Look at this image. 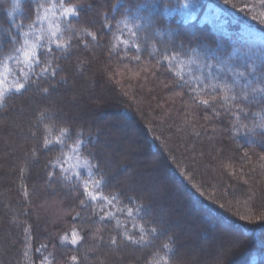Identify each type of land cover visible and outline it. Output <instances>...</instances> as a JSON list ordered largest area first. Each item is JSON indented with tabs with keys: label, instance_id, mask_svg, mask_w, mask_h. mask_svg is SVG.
Here are the masks:
<instances>
[{
	"label": "trees",
	"instance_id": "16d2710c",
	"mask_svg": "<svg viewBox=\"0 0 264 264\" xmlns=\"http://www.w3.org/2000/svg\"><path fill=\"white\" fill-rule=\"evenodd\" d=\"M52 2L58 0H21L22 10L10 17L11 0H0V60L23 41L36 20V6ZM70 2L80 5L77 17L63 19L57 10L55 17L32 28L35 34L46 32L55 19L63 34L59 42L66 47L41 41L36 50L40 63L33 70L15 60L0 69L5 93L0 138L23 127L12 121L17 108L31 120L28 139L18 147L19 160L4 181L9 187L0 195V202H8L13 211H0L1 226L18 235L0 257L2 264H151L156 253L165 255L164 243L170 246L169 264H264V130L256 127L264 116V98L241 96L264 86V0H187L189 9L181 7L185 0H152V7L139 11L137 5L148 0ZM134 19L140 28L133 27ZM19 24L23 30L16 28ZM86 79L100 82L104 90L93 96L92 104L82 97L72 106L70 95ZM17 81L24 83L19 92ZM226 94L237 98L226 101ZM81 104L85 112L79 118L73 112ZM107 113L114 122L123 116L134 123L143 137L137 146L157 154L158 167L209 213L207 229L216 232L220 220L238 233L237 245L221 238L210 255L196 257L191 236L203 245L209 235L208 230L198 235L196 217L191 230H172L175 218L156 199L158 187L148 192L129 187L130 178L117 181L104 164V127L94 124ZM77 139L82 141L81 164L87 159L92 165L74 169L79 178L71 171L77 163L71 151ZM130 160L143 176L138 156ZM121 166L123 173L130 167ZM90 178H102L99 188L92 189L98 197L117 199H89L83 183ZM182 204L172 201L170 208L183 212ZM74 230L81 237L75 245L70 242ZM65 235L68 241L61 239Z\"/></svg>",
	"mask_w": 264,
	"mask_h": 264
},
{
	"label": "rangeland",
	"instance_id": "374dc122",
	"mask_svg": "<svg viewBox=\"0 0 264 264\" xmlns=\"http://www.w3.org/2000/svg\"><path fill=\"white\" fill-rule=\"evenodd\" d=\"M98 78V76H97ZM96 81L88 79L84 80L83 85L80 86V88L77 90V92H74L70 95V102L72 106H75V100H79L82 97L85 101L88 102V104H92L94 102L93 96H98V93H100L101 90V83H95ZM95 84V85H94ZM73 89V87H72ZM71 89V90H72ZM99 89V90H98ZM106 89V88H105ZM108 90V89H107ZM93 97V98H92ZM96 99V97H95ZM31 104L32 101H31ZM80 106V107H79ZM79 108H76L74 110V114L82 118L83 113L85 112V107L83 104L79 105ZM18 110V111H17ZM24 110V109H23ZM22 109H16L14 112L15 115H13V122L17 121L19 122L23 127L15 128L14 131H12V134L10 135L9 132L4 133V138H0L2 151L0 152L3 154V156L0 157V173L2 175L0 176V195H3L6 191V189L9 187L8 183H4L6 180V177H10L14 166H16V162L19 159L18 158V152H20V148H18L20 145H22L24 142H26V139H28V133H27V126L26 124H30L31 120L29 117H27L26 110L23 111ZM67 110V109H66ZM64 110L62 112L64 115H67L68 111ZM59 111V110H58ZM61 114V112L59 111ZM72 113V114H73ZM19 116H17V115ZM21 114V115H20ZM24 114L23 118L21 117ZM110 114L106 115H100L98 120H94V124H102V131L105 135H103V143L106 146V152L104 153V164L105 166L110 170V172L113 170L117 176L118 179L124 180V178H130L133 182L129 187L134 188L135 190H139V188L144 187L147 191L151 189L152 191L157 189L158 187V193L156 191V199L164 205V207L167 208L168 216L175 218L170 223V228L172 230H176L177 227L184 226L188 230H191L192 226L191 224L194 221V218L196 217L199 220V233L206 232L208 227L210 226L209 222V213L203 209L199 208L194 200L187 194L185 191H182L179 187L176 181L172 178L170 175V172L166 171L165 169L158 167V155L157 154H148L147 148H143L140 146H137L140 144L142 140V135L139 134L136 131V127L134 123L131 121H127L123 116L119 117L117 116V119H119V122H114L109 116ZM20 117V118H19ZM19 120V121H18ZM9 128V127H8ZM2 133V132H0ZM9 137V138H7ZM137 143V144H136ZM6 151V154L4 152ZM121 151L127 152L126 155H122ZM129 152V154H128ZM133 156H138V164L141 166V173L143 176H140V172L138 168H134V164L131 163V160ZM128 164L130 165L129 168H127L126 172H122L123 166L122 164ZM130 163V164H129ZM132 164V165H131ZM133 166V167H132ZM137 167V166H135ZM132 173H131V169ZM121 173H120V172ZM112 173V172H111ZM123 173V174H122ZM137 173V174H136ZM5 177V178H4ZM137 177V178H136ZM4 179V180H3ZM7 184V186H6ZM170 187V191H168V187ZM168 188V189H167ZM149 192V191H148ZM169 194V195H168ZM174 201H177L178 203H184L182 204L183 212H180V209L177 207L170 208V203ZM163 209V208H162ZM160 209V213L162 214L163 210ZM6 210L7 212H13L12 206L8 204V202H0V211ZM54 210V209H52ZM2 214V213H1ZM166 214V213H165ZM5 215V212H4ZM170 217V218H171ZM195 218V219H196ZM15 221V220H14ZM13 221V222H14ZM13 222H11V226L15 225ZM2 224H4L0 220V257L3 256L4 251H9L10 248L14 245L12 242V237L17 236L15 231H12L9 228H2ZM217 224V231L212 232L214 230H208L209 235L208 239L205 240L206 242H202L203 245H200L194 236H191L192 238V244L196 246V249L193 250V255L196 257H204L208 256L212 253V250L214 247V242H220L219 240L226 239L227 241L230 239L232 244L237 245L239 242V235L236 232H230L228 227L226 228V225L221 222L220 220H216ZM216 230V229H215ZM229 231V233H228ZM194 235V234H193ZM202 235V234H201ZM202 237V236H201ZM220 245V244H219ZM221 246V245H220ZM192 247V246H191ZM217 251H221L222 247H217ZM216 249V246H215ZM0 264L2 262L0 261Z\"/></svg>",
	"mask_w": 264,
	"mask_h": 264
},
{
	"label": "snow or ice",
	"instance_id": "6c2138e0",
	"mask_svg": "<svg viewBox=\"0 0 264 264\" xmlns=\"http://www.w3.org/2000/svg\"><path fill=\"white\" fill-rule=\"evenodd\" d=\"M117 2L119 3V0H117ZM152 0H148V2L143 3V4H139L137 5V11H139L142 8H149L152 7ZM158 7V5H156ZM116 6L113 5V8H115ZM181 7L183 9H189L190 7H192V5H190L187 0H185V2L181 5ZM79 9H80V5L78 4H72L70 2V0H58V2H52L48 5H45L43 3L38 4L36 6V8L34 9V13L36 15V20L33 21L32 24L28 25V31L24 32V39L22 42L17 41L18 46L14 47L12 49V51L3 59L0 60V69H4L7 66V61H11V60H15L16 63L18 64H22L25 68L29 69V70H33V66L34 65H38L40 63V61L37 59V53L36 50L41 46V41H45V42H54L56 43V47L57 48H61V47H66V45L60 43L59 41H61L63 39V34L60 28V24L57 23L55 21V19L50 20L49 22V27L47 29V31L45 32L44 30H41L39 32V34H35L32 32V28L34 27V25L36 23H42L43 21L49 20L50 17H55L57 15V10H58V14L61 18L63 19H67L70 17H77L79 15ZM22 10V3L21 0H11V11L8 13V15L11 17L13 16L15 13L20 12ZM136 19H139V17H136ZM122 23H124L125 28L129 27V21L127 19H125L124 21H122ZM132 25L135 28H140V25L138 23H136V20L134 19L132 21ZM23 24H19L16 25V28L18 30H23ZM129 34L131 36H135L136 33L134 31H132L131 29H129ZM88 36H91L93 40H95L97 37L94 33L92 32H87ZM139 51V49H137ZM49 51H51V49H49ZM165 59H168L169 62H171V60L175 59V57H165ZM43 72H47L48 68H44L42 69ZM23 75H27L26 73H22ZM52 75H55V71L52 72ZM239 77H244L245 74L244 73H238L237 74ZM246 79V77H245ZM4 82V77H3V73L0 72V84H2ZM250 83V81H249ZM216 87V86H213ZM247 87V86H245ZM24 88V83L21 81H17L15 84V90L17 92L21 91ZM226 88V92L227 93H231L232 89L225 86ZM45 92H47V89H44ZM252 96L253 98H255L256 95H259L260 97L264 98V86L261 87H256V88H252L250 92L248 91H243L241 93V96L244 100H248L249 96ZM237 97L236 95H225V100L227 101L228 99H232L235 100ZM5 100V93L2 89H0V105H2L4 103ZM201 103L207 105L209 102L207 100H202ZM259 115V114H257ZM261 123L257 124L256 127L261 128L262 130H264V116L261 117ZM254 131V129H253ZM65 133L63 130H61V135L63 136ZM58 143H62V141L58 140ZM48 143H50V141H48L47 139H45V144L47 145ZM82 141L77 139L75 141V143L72 146V153H73V158L77 161V163L74 165V168L71 170L73 172V175L77 176V178H79V173L76 172L74 169L80 168V167H84L87 169H91L92 165L90 163L89 160L84 159L83 163L81 164L80 162V155H79V147L78 145L81 144ZM66 179L68 178L67 176L65 177ZM102 183V178L101 179H88L85 180L83 183V187H84V192L87 194V196L89 197V199L91 200H107L109 203H111L112 200L117 199V197L112 196L110 198L108 197H104V196H97L95 194L94 191H92V189H98L100 184ZM83 203V201H82ZM101 211H103V209H101ZM133 214V210L132 209H128V215L131 216ZM101 219H103V216H101ZM141 236L139 238L140 241L144 240V232L145 229L141 228ZM151 233H156L157 229L155 227L150 229ZM61 239L63 241H68L69 237L67 235L61 237ZM81 239V237L79 236V233H77L75 230L72 232L71 234V239L70 242L72 244H77L79 243V240ZM129 240H131V237H128ZM133 243H137L139 241H132ZM111 243L112 244H116L117 240L115 237H113L111 239ZM162 248L165 250V255H160L159 252L156 253L153 261L151 262V264H169V259L167 257V250H169L170 246L168 243H164L162 245ZM27 254V253H25ZM73 261L76 260V257L72 258Z\"/></svg>",
	"mask_w": 264,
	"mask_h": 264
}]
</instances>
